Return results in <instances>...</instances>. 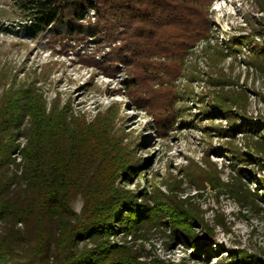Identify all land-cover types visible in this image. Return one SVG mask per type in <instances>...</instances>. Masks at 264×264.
<instances>
[{"label":"trees","instance_id":"16d2710c","mask_svg":"<svg viewBox=\"0 0 264 264\" xmlns=\"http://www.w3.org/2000/svg\"><path fill=\"white\" fill-rule=\"evenodd\" d=\"M11 1L22 20L11 29L0 27V32L42 37L59 52L71 51L88 66L119 79L123 89L117 94L127 95L132 108L148 113L160 137L189 124L183 121L182 101L192 94V83L203 79L192 70L191 55L204 43L214 67L207 76L214 85L211 100L228 122L226 127L214 125L213 131L230 138L245 135L243 147L227 141L224 157L238 169L227 185L246 201L250 195L253 203L256 197L264 199V193L243 189L244 168L251 161L264 170V131L243 121L251 118L249 97L221 65L241 50L246 37H233L227 48H212L211 8L216 0ZM244 60L264 69V39L250 60ZM6 78L0 70V87ZM121 116L117 103L91 117L75 109L70 99L63 101L60 93L48 101L36 80L3 90L0 257L16 264H175L143 260L125 241L167 228L191 245L194 256L216 244V224L207 220L194 196L181 193L184 181L197 190L207 183L214 187L221 182L216 168L206 158L208 167L189 159L179 170L180 178H154L137 190L130 188L146 163L137 159L138 144L128 139ZM257 183L264 190V176ZM79 196L83 205L76 211L72 202ZM119 235L123 240L113 241ZM235 252L228 264H264V257Z\"/></svg>","mask_w":264,"mask_h":264},{"label":"rangeland","instance_id":"374dc122","mask_svg":"<svg viewBox=\"0 0 264 264\" xmlns=\"http://www.w3.org/2000/svg\"><path fill=\"white\" fill-rule=\"evenodd\" d=\"M211 9L213 31L210 43L213 49L227 48L233 37H246L239 46L241 50L226 57L221 65L238 81L236 87H243L249 97L248 113L251 118L243 121L259 124L260 132H263L264 69L244 59L250 60L254 48L261 47L264 39V0H216ZM22 15L13 1L0 0V27H16ZM203 44H199L191 55L192 70L203 79L192 83V94L182 101L186 109L183 121L189 124H181L168 136L160 137L153 128L151 116L132 108L127 95L117 94L118 89H123L119 79L107 77L97 68L88 66L71 51L68 54L59 52V47L53 48L42 37L30 39L8 31L0 32V70L7 74V82L0 87V94L12 83L20 85L36 80L48 101L60 93L63 101L70 99L75 109L91 117L113 103L120 105L122 116L119 123L126 128L133 145L138 144L137 159L146 163L130 183V188L137 190L154 178L157 181L180 178L179 170L188 165L189 159L208 167L203 160L206 158L209 167L218 171L221 182L214 187L207 183L204 189L197 190L187 181L181 185V193L194 196L206 210L207 220L216 224V244L194 256L191 245L172 236L169 228L154 230L145 239L128 236L125 241L146 261L161 259L175 264H228L233 258L232 251H246L264 257V199L256 197V203H253L250 199L254 196L250 195L249 201H246L245 196L236 197L227 185L238 170L229 157H224L229 150L227 141L243 147L245 135L230 138L213 131L214 125L226 127L228 122L223 114H218L211 100L210 91L214 85L207 81V76L214 67L203 50ZM251 124L249 127H252ZM263 176L264 170L251 161L244 168L243 179L247 186L244 185L243 189L264 193L257 183ZM161 188L166 191L165 186ZM82 205L80 196L72 202L76 211H80ZM122 240L120 235L113 238L115 242ZM0 264L16 263L8 257H0Z\"/></svg>","mask_w":264,"mask_h":264}]
</instances>
